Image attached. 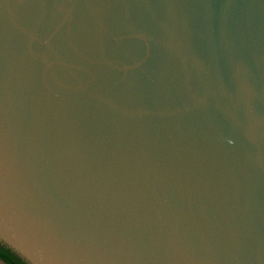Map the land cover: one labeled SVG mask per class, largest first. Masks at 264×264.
<instances>
[{
	"label": "water",
	"instance_id": "water-1",
	"mask_svg": "<svg viewBox=\"0 0 264 264\" xmlns=\"http://www.w3.org/2000/svg\"><path fill=\"white\" fill-rule=\"evenodd\" d=\"M0 244L264 264V0H0Z\"/></svg>",
	"mask_w": 264,
	"mask_h": 264
},
{
	"label": "trees",
	"instance_id": "trees-1",
	"mask_svg": "<svg viewBox=\"0 0 264 264\" xmlns=\"http://www.w3.org/2000/svg\"><path fill=\"white\" fill-rule=\"evenodd\" d=\"M0 260L6 264H25L18 258L11 250L5 248L0 244Z\"/></svg>",
	"mask_w": 264,
	"mask_h": 264
},
{
	"label": "rangeland",
	"instance_id": "rangeland-1",
	"mask_svg": "<svg viewBox=\"0 0 264 264\" xmlns=\"http://www.w3.org/2000/svg\"><path fill=\"white\" fill-rule=\"evenodd\" d=\"M0 264H3V263L0 261Z\"/></svg>",
	"mask_w": 264,
	"mask_h": 264
}]
</instances>
